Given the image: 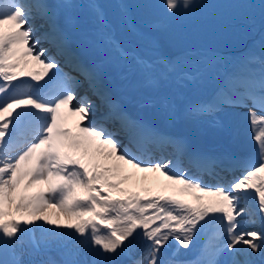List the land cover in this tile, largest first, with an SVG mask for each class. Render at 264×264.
Instances as JSON below:
<instances>
[{
  "label": "snow or ice",
  "instance_id": "snow-or-ice-1",
  "mask_svg": "<svg viewBox=\"0 0 264 264\" xmlns=\"http://www.w3.org/2000/svg\"><path fill=\"white\" fill-rule=\"evenodd\" d=\"M195 6V0L145 5L158 9L155 30ZM89 7L107 42L123 58L132 55L143 82L156 93L143 106L173 112L174 101L161 91L163 77L156 69L175 73L174 61L130 54L108 31L104 6L90 0ZM260 7L264 10V2ZM128 8L120 6L125 18ZM34 12L47 24L43 39L72 59L57 6L42 0H0V264H264V36L261 55L246 58L248 65L258 60V73L231 74L212 101L188 106L192 115L215 116L224 106L248 109L243 115L256 156H214L131 117L86 69L78 70L100 103L87 96L74 103L78 82L64 73L50 76L58 64L45 57L46 49L35 50L40 38L32 39ZM261 23L264 27V12ZM181 76L196 78L188 72ZM98 112L103 123L95 124L91 118ZM70 117H78L75 133L67 127ZM109 122L118 125L116 131L105 126ZM216 125L222 127L218 119ZM169 148L174 159H144ZM96 156L163 176L168 181L163 191L171 194L141 196L121 188L130 178L113 179L121 164L107 166ZM185 161L198 173L218 175L217 170L239 168L242 175L227 185L205 184L187 174ZM198 233L205 237L198 254L180 259V249H189ZM170 240L177 246L166 255L161 249L170 247ZM140 245L141 255L133 259Z\"/></svg>",
  "mask_w": 264,
  "mask_h": 264
},
{
  "label": "rangeland",
  "instance_id": "rangeland-1",
  "mask_svg": "<svg viewBox=\"0 0 264 264\" xmlns=\"http://www.w3.org/2000/svg\"><path fill=\"white\" fill-rule=\"evenodd\" d=\"M153 1L158 2V0ZM262 2L264 0H198L195 1V7L168 18L167 27L164 29L172 42L181 46L185 52L200 54L201 60L211 53L224 56L226 53L234 52L236 47L246 44V37L250 34L259 35V41L262 40V36H264V27L261 23L264 10L260 7ZM138 3L143 5L141 9L143 13L140 14L141 22L145 25H153L159 15L158 9L145 7V5H149L150 0H139ZM254 21L260 22V26H252ZM252 27L253 29L257 28V32L252 33ZM140 35L144 40L150 41L146 34L140 32ZM32 39L33 41L37 39L35 31L32 34ZM210 49H215V51L212 52ZM150 53L156 57L160 55L157 50L150 51ZM214 74H216L215 71L211 70L208 73V79L213 81ZM195 82L196 80H188V83L184 84L186 89L180 84L174 88L179 89L180 95L186 93L190 97L189 101H195V98L202 101L205 93L209 90L205 86L206 82H204L205 85L203 81ZM170 156L168 154L163 159H169ZM241 175L242 173L233 179L239 178ZM164 183L163 181L162 184ZM249 225L253 226L247 227L246 225L249 229L259 228L258 224L257 227L256 224ZM138 247L133 250L132 254L138 251Z\"/></svg>",
  "mask_w": 264,
  "mask_h": 264
},
{
  "label": "bare ground",
  "instance_id": "bare-ground-1",
  "mask_svg": "<svg viewBox=\"0 0 264 264\" xmlns=\"http://www.w3.org/2000/svg\"><path fill=\"white\" fill-rule=\"evenodd\" d=\"M103 6H104L105 11H110L111 12V8L110 7L113 6L112 0H108L107 3H104ZM78 9H81L82 11L80 13H77ZM78 9H76L74 12H68L69 14H75L74 20L76 22H77V20L79 18L83 17V15H84V8L82 6H80ZM86 11H88V10H86ZM89 11H92V10H89ZM33 15L35 17L34 19H32L33 22H34L33 25H35V26L41 25V27H40L41 29H44L45 27H47L46 23H45V25H43V21L41 20V18L35 12L33 13ZM118 17H119L118 15L114 16V18H113L114 22L116 20L120 19ZM71 22H69V25L67 26V32L65 34H67V35H75L77 40H79L80 38H83L84 35L78 33L80 29L82 30V26L79 25V24H76V23H71ZM96 22L97 21H94V22L92 21L91 26L96 27L97 26ZM34 31L37 34V38H40V41L45 40V39H43V36L40 34V30H34ZM36 47H37V45H36ZM43 49H45V48H43ZM86 50L87 49L85 48V51ZM105 53L106 52L104 50V51L101 52L100 55L101 56L105 55ZM91 54L93 56H98V55H96L93 52ZM55 55L59 58V61L61 63H63L62 58H61L62 56L66 60H69V57H67L66 55H63V54H59L58 52H56ZM71 62H73V59H71ZM96 68H97L96 77L102 81L104 87L106 88V86H108V85L113 86L112 92L114 93V96L116 97V100H117L118 104L124 103V100H127L128 97H136L137 96L138 92L135 91V89H134L132 84H127V86H130L131 89L127 88L126 85H121V84L115 86L114 83H111V82H114V81H112L111 78H107L108 75H111V71L115 69V67L112 66L111 63H107L106 66L97 64ZM157 69L159 70V75L158 76L165 75L167 73L166 70L163 67H161V66H157ZM73 78H75V80L79 83L78 86H75L76 89H77L76 91L78 93V91H80L83 88L82 84H84L87 81H86V78H85V75L83 74V72H79V71H78V74H76L75 77H73ZM163 78L165 79V76ZM87 85H88V87H87L86 90L88 91L90 96H92L91 100L95 104L99 105L100 101H97V97L93 98V96H95V95L91 91V89L89 87V84H87ZM211 87L212 86H210V88ZM161 89H163L162 86H161ZM141 92H143V95L149 94L147 89L144 90V91H141ZM151 92L153 94L155 93L152 90H151ZM173 101H175V100H173ZM125 105L122 104L121 106L123 107ZM174 105H175V109H174L173 112L165 113L163 110H161L159 108V106H156V107H146L145 106L144 108H140V107H138V103H136L133 106V107L137 108V116L134 119H139V120L145 121L146 117H149V118L154 117L153 125L156 128H159L162 124L163 125H168L169 121L167 120V116H172L173 120H176V118H178V116H182L183 115L182 113H179L180 112L178 110V106L179 105L177 106V104L175 102H174ZM179 108H180V106H179ZM147 111H149L150 113L149 114L146 113ZM98 114H99V112L97 113V115ZM77 120H78V117H70L69 120H68V123H67V127L70 128L74 133H75V130H76V132L78 131V129H76V127H75V124H76ZM236 121L239 124L246 123L248 128H247V130L243 129L241 134L243 136H247L248 135L251 138V132H250V129H249V125H248L247 119L245 118V116L243 115L242 112L238 113V115L236 117ZM112 126H116L118 128V126L114 125V124H108L107 127L110 130ZM189 129H190V132L184 131V128H183L181 130V133H183L184 135H186V133H190V134L193 133L195 135L197 134V133L193 132L192 128H189ZM200 130H201L200 133H202L201 142H202V144L204 146H206V147L209 146L208 151H210L211 147H215L219 142L225 143V141H227L228 139L232 141V138H233V136H232L233 130H232L230 124H229V121H225L222 124V127L221 126H210L209 125L205 129V130H207V132H205V130H203L202 128H200ZM209 130H212V132L209 131ZM181 133H180V135H181ZM227 133H228V135H227ZM185 140L187 141L189 147L192 149L191 143L186 138H185ZM239 141H240V143L245 142L244 139L239 140ZM256 147L257 146L254 143H251V147H248L249 149H251V151L255 152V156H256ZM94 159L96 161H98L99 163L107 165V166H111V165H113L115 163H120L121 164L122 171H121L120 175L114 177L113 179L116 182H119V181L123 180V177H125V176H129L130 177L128 180H125L122 183H120V187L121 188L128 189L130 192H137L141 196H146V195L154 196V195L165 194L166 193L165 191H163V186L165 184H167L168 181H166V179L163 176H159V174L139 172V171H137L135 169H132L128 165H123L122 162H117L115 160L106 161L103 158V156H96ZM144 159H147V160L150 159L152 162L157 161V160H154L153 158H148V157H144ZM145 177H148V179H145ZM163 181L165 182L164 184H162ZM160 185H161L162 188L160 187ZM38 187H43V185L38 186ZM35 190L36 189H33V191H35ZM104 191L107 192L108 190L104 189ZM167 193H169V192H167ZM115 194H118V193L114 192V195ZM188 199H190V198H188ZM170 241H173V240H170Z\"/></svg>",
  "mask_w": 264,
  "mask_h": 264
},
{
  "label": "water",
  "instance_id": "water-1",
  "mask_svg": "<svg viewBox=\"0 0 264 264\" xmlns=\"http://www.w3.org/2000/svg\"><path fill=\"white\" fill-rule=\"evenodd\" d=\"M159 34H160L159 39H160V42H161V47H160V48H161L162 51H164L167 55H169V56H173V55L175 54V52H174V50H173V48H172V45H171L169 42L166 41V39L164 38L163 34H161V33H159ZM165 44H166V45H169V48H171V49L173 50V52H172V51L168 52V50L166 49ZM53 255H54V254H53Z\"/></svg>",
  "mask_w": 264,
  "mask_h": 264
}]
</instances>
